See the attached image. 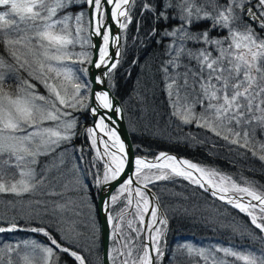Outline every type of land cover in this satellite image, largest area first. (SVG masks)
<instances>
[{
    "label": "snow or ice",
    "instance_id": "obj_1",
    "mask_svg": "<svg viewBox=\"0 0 264 264\" xmlns=\"http://www.w3.org/2000/svg\"><path fill=\"white\" fill-rule=\"evenodd\" d=\"M134 9L139 10L137 33L145 20L151 21L144 36L162 49L151 86L138 80L130 97L141 106L140 118L150 110L157 114L149 97L159 89L165 94L169 123H176L177 129L193 125L203 130L204 139L191 133L189 139L210 140L213 147L264 166V0H0V200L12 212L0 214V235L31 232L44 238L0 239V264H68L65 256L71 264H92L82 253L92 254L98 247L96 205L80 195L89 187L79 175V165L66 168L65 146L77 135L79 124L76 112L95 118L84 130L93 146L98 130L108 137H100L104 152L101 156L97 148L94 158H107L103 170L91 173L93 195L111 226L113 243L101 264H158L165 255L162 241L169 212L191 217L199 211L196 205H164L149 188L175 178L246 214L250 220L243 230L235 223L221 227L260 244L238 250L231 244L186 243L178 250L201 257L203 264H264V192L242 174L237 183L217 169L160 152L156 162L136 157L137 180L129 176L115 194L110 191L129 163L114 119L125 107L110 92L122 60L124 37L119 30L127 32ZM92 36L100 37L102 45L91 44ZM86 47L96 48L98 56L93 58ZM110 48H115L114 55ZM133 191L138 198L134 215L142 228H134L132 220L125 222L126 208L132 204L125 194ZM121 203L125 206L115 211ZM82 205L89 212L86 222L71 218L82 216ZM146 214L150 219L145 224ZM145 231L149 235L141 239Z\"/></svg>",
    "mask_w": 264,
    "mask_h": 264
},
{
    "label": "trees",
    "instance_id": "obj_2",
    "mask_svg": "<svg viewBox=\"0 0 264 264\" xmlns=\"http://www.w3.org/2000/svg\"><path fill=\"white\" fill-rule=\"evenodd\" d=\"M137 2L139 3V0ZM134 12H136V15L127 30L128 35L124 39L122 60L114 73L115 87L112 89L125 107L137 154L154 157L164 151L176 153L182 157L189 158L200 166L217 169L222 174L230 175L239 183H241L240 177L242 174L248 180L256 182L258 191L264 192V166L261 165V162L258 160L245 161L234 153H229L219 145L213 147V142L210 140H206L204 143H197L195 140L189 139V133L195 135L198 140L204 139L203 130L193 125H182L177 129L176 123H169L167 115L169 109L165 94L159 89L155 90L154 96L149 97L150 101L154 102L157 114L150 110L144 119L140 118L142 115L140 112L141 106L135 99H130V97H132L134 90L138 87V80L148 84L149 87L151 86L149 80L155 71L162 49L144 36V33L151 27V21L145 20L140 32L137 33L136 21L139 19V10L134 9ZM138 36L140 39H136ZM133 60H138V63L133 64ZM148 66L151 67V70ZM156 79L159 80V76ZM140 91L143 94L142 88ZM78 120L77 135L73 137L72 143L65 146L69 151L66 168L69 169L71 160H74L79 165V175L82 179H86V184L89 187V191L86 194L80 195H84L85 200L90 198L92 203L96 205L97 196L93 195L96 189L93 188V176L91 173L101 171L102 168L98 160H96L97 167H93L92 158L94 153L87 135L84 134V130L92 122V117L89 113L82 112L79 114ZM146 124L148 125L147 128L145 127ZM81 156H83V160L80 159ZM150 187L161 197V203L164 205L185 204L188 207L196 205L199 208V211L191 217L179 214L174 215L169 212V223L166 233L168 248L163 264L203 263L201 257L189 256L186 250H178V242L192 241L200 247L216 244L230 246L231 244L235 245L238 250H244L242 247L244 245H250L252 248L260 247L258 242L254 243L247 238L233 235L230 229L221 227V224L235 223L240 225L241 230H243L250 220L246 214L213 198L208 192H204L198 186L192 185L183 178H175L173 180L158 181ZM172 193H182V197H175L171 195ZM120 205H123V203ZM81 207L82 216L71 218L84 219L86 222V218L89 215L88 208L86 205ZM6 211L9 216L12 215V212L8 211L4 206L3 200H0V214ZM93 215L98 220L96 208ZM42 219L47 220V217ZM80 230L86 231L83 228ZM32 236L38 241L43 242L44 240L41 235L31 232L4 234L3 240L5 242H15ZM98 236L97 249L92 254L82 253L87 260L92 261V264H101L100 230ZM87 243L86 239H82V245H87ZM64 260L71 264V260L67 256L64 257Z\"/></svg>",
    "mask_w": 264,
    "mask_h": 264
},
{
    "label": "water",
    "instance_id": "obj_3",
    "mask_svg": "<svg viewBox=\"0 0 264 264\" xmlns=\"http://www.w3.org/2000/svg\"><path fill=\"white\" fill-rule=\"evenodd\" d=\"M117 31H118V29L114 26L113 32H117ZM119 31H121V34H122V30H119ZM91 41H92L93 45H97V46L102 45V39L100 37L92 36ZM122 43H123V40H121V44H120L121 50H122ZM110 52L114 55L115 48H110ZM96 56H98V51L96 48H92V57L95 58ZM89 69H90V73H95L97 75L99 74V71L96 70L95 68H92L90 65H89ZM89 79H91V76H89ZM94 87H97V86L94 85ZM110 95H113L115 97L117 104L122 105L121 100L114 93V91L112 89H111ZM92 119H93V122H92V126H93L95 118L92 117ZM114 119L116 121L115 122V128L117 129V132H118L120 138L124 141V143L126 145V150L128 151V155H129V163L126 164L125 174H123L121 176L120 180L118 182H113V186L110 188V191L112 193H114V191L119 187L120 183H123V181L126 180L129 176L133 177L134 182L137 180L135 175H134V173H135L134 160L136 157H139L136 153L134 140H133L132 134H131L129 126H128L125 111L122 114V116L114 117ZM97 132H99V130ZM176 156L181 159L180 156H178V155H176ZM146 159L152 160L151 158H146ZM136 186H137L136 183H134L132 185L133 188H135ZM97 211H98V217H99L100 229H101L102 260H103L105 257V253L110 250V246H111V226L107 225L105 223L103 214L99 210V198L97 200ZM149 219H150V217L148 215H146L145 224L147 222H149ZM107 264H111V262L109 261V262H107Z\"/></svg>",
    "mask_w": 264,
    "mask_h": 264
},
{
    "label": "rangeland",
    "instance_id": "obj_4",
    "mask_svg": "<svg viewBox=\"0 0 264 264\" xmlns=\"http://www.w3.org/2000/svg\"><path fill=\"white\" fill-rule=\"evenodd\" d=\"M128 32V31H127ZM125 33V32H123V30H122V36L124 37L122 40H123V43H124V39L126 38V36L128 35V33ZM90 43L92 44V41H91V39H90ZM122 43V50H121V52H123V44ZM85 50L86 51H88L89 52V54L92 56V48H89V47H86L85 48ZM76 51H80V48L79 47H77V49H76ZM86 67H89V65H85ZM80 113H82V112H76L75 113V115H76V117L78 118L79 117V114ZM88 127H92L91 125H89ZM87 127V128H88ZM97 137H98V134H97ZM87 138H88V140H89V142H90V144H91V139L87 136ZM104 139V138H103ZM105 140V139H104ZM73 141H71V143H72ZM91 147H92V151H93V161H92V164H95V166L97 167V163H96V160H98L100 163H101V172H102V170H103V164H104V162H105V159H107L106 157L105 158H103V159H94V158H96V156H97V148L100 150V154H101V156L103 155V152H104V145H103V143L101 142V140L100 139H97V145L96 146H93L92 144H91ZM142 156V155H141ZM66 160H67V157H66ZM94 162V163H93ZM73 163H76L74 160H71L70 161V163H69V169L70 168H72V165H73ZM95 168V167H94ZM153 171H155V170H153ZM145 174L146 175H149V176H152V173L151 172H147V170L145 171ZM222 174V173H221ZM69 179H71V175L68 177ZM154 178V177H153ZM235 180V179H234ZM158 182V181H157ZM83 183L84 184H86V179H83ZM87 183H88V180H87ZM237 183H239V182H237ZM152 184H149V186H151ZM241 186H243V185H241ZM116 193V192H115ZM114 193V194H115ZM126 196L128 197V198H130V199H132V204L130 205V206H128L127 208H126V211H125V222L126 221H128V220H132L133 221V227L134 228H142V227H144V225H142L140 222H139V218L138 217H136L135 215H134V213H135V211H136V199H138L136 196H135V192L133 191V192H131V193H128V194H126ZM125 205L123 204V205H120V204H118L117 206H115V209H116V211H119V209L120 208H122V207H124ZM232 207V206H231ZM114 214H115V212H114ZM145 217H146V215H145ZM167 233V232H166ZM147 236H148V232H146V236L144 235V232H142L141 233V239H146L147 238ZM11 237V236H10ZM12 237H14V236H12ZM3 238H4V235H0V239H2L3 240ZM28 239H35V240H37L38 241V239H36L35 237H30V238H28ZM23 240V239H22ZM166 242V243H165ZM192 244V245H194V246H196V247H200V246H198L197 244H195L194 242H192V241H184V242H178L177 244H178V246H180V245H182V244ZM113 247V243H112V239H111V248ZM162 247H164V250H165V255H164V257H162L161 258V260L158 262V264H163V260H164V258H165V256H166V253H167V248H168V238L165 236V238H164V241H162ZM186 250V249H185ZM186 252H187V250H186ZM22 254H23V252H22ZM222 255V254H221ZM193 256H196V255H193ZM203 264V263H202Z\"/></svg>",
    "mask_w": 264,
    "mask_h": 264
},
{
    "label": "bare ground",
    "instance_id": "obj_5",
    "mask_svg": "<svg viewBox=\"0 0 264 264\" xmlns=\"http://www.w3.org/2000/svg\"><path fill=\"white\" fill-rule=\"evenodd\" d=\"M100 135L103 136V137H105L106 140L108 139V137L105 135V133L100 132ZM172 156H175V155H172ZM175 157H177V156H175ZM140 158H142V157H140ZM177 158H178V157H177ZM142 159H144L146 162H156L155 159H154V160H148V159H145V158H142ZM178 159H180V158H178ZM181 159H186V158H181ZM187 160H188V159H187ZM189 161H190V160H189Z\"/></svg>",
    "mask_w": 264,
    "mask_h": 264
}]
</instances>
